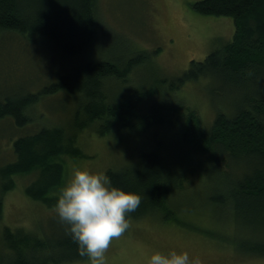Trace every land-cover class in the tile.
<instances>
[{
	"label": "trees",
	"instance_id": "trees-1",
	"mask_svg": "<svg viewBox=\"0 0 264 264\" xmlns=\"http://www.w3.org/2000/svg\"><path fill=\"white\" fill-rule=\"evenodd\" d=\"M58 2L25 10L21 0H0V31L14 29L41 39L51 53L71 61L37 91L1 96L0 121L10 120L20 130L44 95L73 100L71 110L66 108L68 124H43L11 139L10 153L0 162V193L13 186L12 175L37 169L25 192L53 207L57 195L50 191L62 178L61 155H83L74 144L78 133L128 130L151 144L105 174L114 185L141 195L129 222L151 218L184 225L185 217L206 212L219 244L227 243L237 256L264 258V0L191 2L200 14L231 17L232 37L172 77L156 73L154 66V83L134 89L120 88V83L147 53L131 50L73 63L95 40L96 0H67L63 7ZM202 78L215 89L208 123L176 95L186 82ZM180 194L186 206L178 204ZM65 229L61 220L40 233L4 227L0 264L86 259Z\"/></svg>",
	"mask_w": 264,
	"mask_h": 264
},
{
	"label": "rangeland",
	"instance_id": "rangeland-1",
	"mask_svg": "<svg viewBox=\"0 0 264 264\" xmlns=\"http://www.w3.org/2000/svg\"><path fill=\"white\" fill-rule=\"evenodd\" d=\"M59 1L62 7L67 0ZM195 0H96L97 25L95 40L73 63L85 59L128 55L132 51H145L147 58L134 66L127 80L120 83L126 89L149 87L154 83V66L157 72L172 77L188 67L191 59L201 60L222 41L232 37L234 23L224 15H204L192 9ZM25 10L41 5L53 7L52 0H21ZM132 50V51H131ZM70 60L51 53L45 42L12 29L0 31V98L6 94L35 92L52 81L57 73L66 70ZM163 86L162 85H159ZM158 87V88H159ZM214 83L204 78L186 82L176 93L186 104L197 109L204 123L213 115L212 91ZM113 92V91H112ZM162 92V91H161ZM157 96H152L156 98ZM73 106L71 98L62 94L44 95L31 111L33 119L23 129H17L10 120L0 121V162L10 153L11 139L25 130L40 125L68 124ZM74 144L81 156L62 154L63 173L59 187L69 178L74 166L86 167L96 172L117 168L131 161L148 140L122 130L108 135H98L93 129L79 132ZM33 169L12 175L13 186L0 193V246L4 227L21 228L26 232H48L60 222L53 207L33 199L25 188L37 176ZM56 187L50 191L57 195ZM200 188V186H199ZM197 189V188H196ZM178 204L186 206L185 196ZM179 214V216H182ZM178 221V220H176ZM184 225L142 218L129 222V228L120 237L113 238L106 250V264H144L145 256L154 250H188L190 256H199L203 264H264V258L237 256L220 243L211 232L214 224L206 212L183 219ZM211 230V231H210ZM217 230V231H216ZM224 231V229H223ZM61 264H89L87 258Z\"/></svg>",
	"mask_w": 264,
	"mask_h": 264
},
{
	"label": "clouds",
	"instance_id": "clouds-1",
	"mask_svg": "<svg viewBox=\"0 0 264 264\" xmlns=\"http://www.w3.org/2000/svg\"><path fill=\"white\" fill-rule=\"evenodd\" d=\"M141 203V195L112 183L104 172L74 166L69 178L59 187L53 208L66 224V232L89 264H106V250L113 238L129 228L128 213ZM144 264H203L188 250H154Z\"/></svg>",
	"mask_w": 264,
	"mask_h": 264
}]
</instances>
